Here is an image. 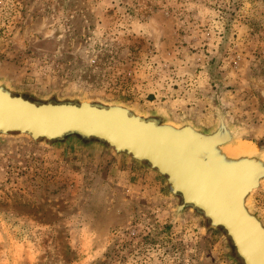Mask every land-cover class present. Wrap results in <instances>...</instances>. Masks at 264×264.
<instances>
[{"label": "rangeland", "instance_id": "374dc122", "mask_svg": "<svg viewBox=\"0 0 264 264\" xmlns=\"http://www.w3.org/2000/svg\"><path fill=\"white\" fill-rule=\"evenodd\" d=\"M0 82L206 131L220 110L264 151V0H0ZM169 191L94 142L0 136V264H242ZM249 203L264 222V182Z\"/></svg>", "mask_w": 264, "mask_h": 264}, {"label": "water", "instance_id": "95a60500", "mask_svg": "<svg viewBox=\"0 0 264 264\" xmlns=\"http://www.w3.org/2000/svg\"><path fill=\"white\" fill-rule=\"evenodd\" d=\"M153 117L119 103H34L0 82V136L45 143L77 137L125 156L162 177L170 195L181 199L175 215L199 213L209 228L226 233L242 264H264V222L249 203L264 182V151L251 146L233 154L230 149L247 143L220 110L207 131L176 124L165 113Z\"/></svg>", "mask_w": 264, "mask_h": 264}, {"label": "bare ground", "instance_id": "6f19581e", "mask_svg": "<svg viewBox=\"0 0 264 264\" xmlns=\"http://www.w3.org/2000/svg\"><path fill=\"white\" fill-rule=\"evenodd\" d=\"M250 144H240L234 149H230L233 154H238L240 152H248L250 150Z\"/></svg>", "mask_w": 264, "mask_h": 264}, {"label": "crops", "instance_id": "0c3cea01", "mask_svg": "<svg viewBox=\"0 0 264 264\" xmlns=\"http://www.w3.org/2000/svg\"><path fill=\"white\" fill-rule=\"evenodd\" d=\"M135 174L133 173L132 170H128V169H123V172L121 174V176L126 177L127 179H130L131 177H133Z\"/></svg>", "mask_w": 264, "mask_h": 264}]
</instances>
